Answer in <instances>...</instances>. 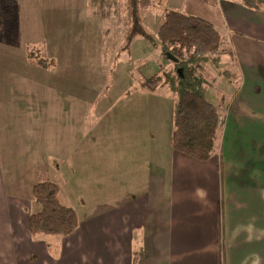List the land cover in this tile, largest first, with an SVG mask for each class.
<instances>
[{"label": "crops", "instance_id": "crops-1", "mask_svg": "<svg viewBox=\"0 0 264 264\" xmlns=\"http://www.w3.org/2000/svg\"><path fill=\"white\" fill-rule=\"evenodd\" d=\"M254 1L262 5L224 2L222 23L209 20L219 32L226 31L222 39L230 44L221 61L225 60L232 97L215 155L199 161L174 151L173 130L164 138L159 131L155 138L144 120L143 109L152 102L121 97L118 109L128 107L115 121L101 127L108 117L100 116L94 130L73 133L80 138L79 155L72 158L77 148H70L65 159L72 158V174L86 178L88 187L83 196L74 193L72 200L67 198L80 218L78 230L68 237L30 234L28 222L36 208L26 196L36 184L26 183L25 195L14 193V185L8 192L3 161L8 136L14 134L7 129L10 119L14 115L25 128L35 129L42 109L31 101L10 102L0 91V264H264V0ZM3 26L0 20V48H7ZM227 61L235 69H229ZM50 73L54 79L56 66ZM8 75L0 68V84L7 82ZM16 85L33 87L30 99L39 90L28 77H18ZM164 88L154 92L140 88V92L155 94ZM67 103L73 104L69 95L56 97L49 88L50 125L43 152L47 162L40 159V168L25 165L24 181L46 171L60 175L68 171L65 159L57 167L52 163L56 116L72 121V116L81 115ZM45 131L40 137L37 132L27 136L37 139L29 152L42 144ZM89 160L92 168L83 170ZM55 182L61 193L62 184Z\"/></svg>", "mask_w": 264, "mask_h": 264}, {"label": "rangeland", "instance_id": "rangeland-1", "mask_svg": "<svg viewBox=\"0 0 264 264\" xmlns=\"http://www.w3.org/2000/svg\"><path fill=\"white\" fill-rule=\"evenodd\" d=\"M228 1L140 0L141 24L149 35L157 39L158 28L169 11L207 20L215 19L222 23L223 3ZM0 8L1 24H4L3 28L6 29V33L3 34L8 37L9 44L7 48H0V68L9 71L7 82L0 84L2 96L10 102L15 99L18 103L23 100L31 101L41 105L42 109L41 118L35 129L33 125L29 129L25 128L21 118L9 116L11 121L7 129L14 134L8 136L9 144L3 161L8 192L11 193L10 189L14 185V193L25 195L26 183L58 181L62 184L60 201L78 212L76 206L74 207L68 199L72 200L74 193L83 196L82 191L87 189L88 182L86 178L79 176V173L72 174L74 170L72 158L79 155L78 148L81 145L80 138L73 133L84 135L86 131L94 130L100 116L108 117L101 127L110 120L115 121L114 119L122 115V111L128 107L124 104L118 109V100L131 96V99L139 100L144 97L145 100L152 102L148 108L143 109L144 120L148 127H152L155 138L159 131H163L161 138H164L166 133L174 130L176 97L168 87L153 94L140 92L139 86L152 76H163V72H171L174 69V62L163 56L160 50L144 37H136L127 48V37L131 29V9L128 0H0ZM220 32L221 36L225 37L226 31L220 29ZM222 41L221 49L230 50L228 41L224 38ZM224 61L220 62L219 68L207 66L204 74L207 79L208 96L221 114V128L224 124L225 108L232 97L230 95L232 89L226 86L229 77L224 73L226 69ZM229 64L230 61H227L229 69H235L233 63L232 66ZM55 66L57 75L52 79L50 71ZM229 73L230 76L233 75V71ZM18 77H28L39 85V90L35 89L38 93L34 95V99H30L32 90H29L34 88L26 86L23 89V85H16ZM214 83L215 86L212 87ZM49 88L55 91L56 97L69 95L73 104L67 103V108L81 113L77 117L72 116V121L56 116L54 137L56 152L52 154V163L57 167L58 163L68 157L67 151H70V148L77 149L70 154L72 157L70 160H64L67 162L68 171L62 172L61 175L56 170H51L50 173L46 171L42 175L38 173L37 177L32 175L30 180L24 181L22 168L25 165L40 168V159L47 162L43 152L47 146L46 133L48 124L50 125L47 106ZM4 109L9 113V102H5ZM93 113H99L97 118ZM117 128L118 123H115V129ZM44 130L46 131L42 134L44 140L42 144L38 142L39 147L29 152L31 143H35L37 139L27 136L35 132L39 136ZM51 132L53 137V130ZM76 139L78 146L74 145ZM221 143L222 137L219 134L217 149ZM83 147L87 148V145ZM100 157L101 155H98V158ZM88 168H92L90 160L83 170ZM26 200L33 203L36 208L34 212L41 209L34 201L30 187Z\"/></svg>", "mask_w": 264, "mask_h": 264}, {"label": "trees", "instance_id": "trees-1", "mask_svg": "<svg viewBox=\"0 0 264 264\" xmlns=\"http://www.w3.org/2000/svg\"><path fill=\"white\" fill-rule=\"evenodd\" d=\"M239 1L252 8L261 4L254 0ZM128 3L131 29L127 48L136 37H144L163 56L170 53L178 60L171 72L152 76L139 88L153 92L159 87L170 89L176 97L172 149L199 161L210 160L217 151L221 114L208 96L204 74L209 65L219 68L226 53L221 49L223 39L219 30L207 19L169 11L154 39L142 27L140 0H128ZM59 195L60 187L49 180L33 187V199L41 209L29 218L31 235L68 237L78 230V212L62 204Z\"/></svg>", "mask_w": 264, "mask_h": 264}, {"label": "water", "instance_id": "water-1", "mask_svg": "<svg viewBox=\"0 0 264 264\" xmlns=\"http://www.w3.org/2000/svg\"><path fill=\"white\" fill-rule=\"evenodd\" d=\"M166 56H167L171 61H173L175 64L178 63V60H177L175 57H173L170 53L166 54Z\"/></svg>", "mask_w": 264, "mask_h": 264}]
</instances>
